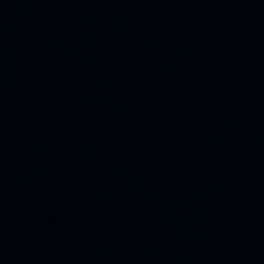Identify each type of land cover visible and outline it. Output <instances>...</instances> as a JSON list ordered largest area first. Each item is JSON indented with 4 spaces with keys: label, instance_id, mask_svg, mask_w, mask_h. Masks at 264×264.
Here are the masks:
<instances>
[{
    "label": "water",
    "instance_id": "obj_1",
    "mask_svg": "<svg viewBox=\"0 0 264 264\" xmlns=\"http://www.w3.org/2000/svg\"><path fill=\"white\" fill-rule=\"evenodd\" d=\"M0 264H264V0H0Z\"/></svg>",
    "mask_w": 264,
    "mask_h": 264
}]
</instances>
